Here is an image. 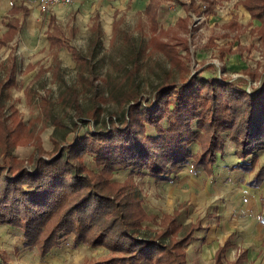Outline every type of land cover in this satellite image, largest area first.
Segmentation results:
<instances>
[{
    "label": "rangeland",
    "instance_id": "374dc122",
    "mask_svg": "<svg viewBox=\"0 0 264 264\" xmlns=\"http://www.w3.org/2000/svg\"><path fill=\"white\" fill-rule=\"evenodd\" d=\"M17 2L3 0L1 6ZM25 2L36 12L35 23L28 24L16 43L0 47V84L8 85L0 90L2 166L32 168L36 156L50 157L61 144L72 142L86 130L113 126L123 111L127 115L133 97L138 95L137 107L132 110L136 112L139 103L154 100L160 84L195 74L240 82L251 92L264 78V29L240 9L241 0L220 2L212 8L208 0H158L153 14L145 13L149 0H71L46 12L41 10L40 0ZM52 14L57 17L52 30L60 31V43L46 35ZM182 19L187 22L183 24ZM184 39L188 40L187 49ZM12 51L17 60V82L7 83V60ZM172 53L177 55L175 60ZM148 133L155 129L148 127ZM223 136L227 142L215 166L217 176L186 166V174L168 186L134 177L142 195V215L146 216L142 230L151 234L164 230L170 215L165 212L175 208L181 211V223L209 211L220 217L226 211L234 218L241 215L242 201L237 195H243V202L253 196L246 193L245 174L224 173L225 165H233L237 159L227 133ZM197 148L195 144L193 150ZM80 160L95 167L90 174L96 179L112 177L105 181L112 192L115 184L130 175L125 168L104 173L92 166L87 155ZM263 163L264 151L259 164ZM0 249L16 264H86L117 253L105 245L75 244L70 235L41 255L39 249L24 246L19 228L1 222ZM195 252L196 248L190 249Z\"/></svg>",
    "mask_w": 264,
    "mask_h": 264
},
{
    "label": "trees",
    "instance_id": "16d2710c",
    "mask_svg": "<svg viewBox=\"0 0 264 264\" xmlns=\"http://www.w3.org/2000/svg\"><path fill=\"white\" fill-rule=\"evenodd\" d=\"M157 1L150 0L145 13L153 14ZM208 2L212 8L214 0ZM242 3L264 29V0ZM191 7L195 9L192 3ZM183 41L187 49L188 40ZM164 44L171 50L168 42ZM172 55L175 60L177 55ZM14 73L13 64L7 83L15 81ZM3 87L8 85L0 84V90ZM137 96L113 126L86 130L50 157L36 156L32 168L0 165V222L19 228L24 246L46 255L72 235L75 244L105 245L117 252L87 264H187L184 246L194 229L185 228L178 235L175 218L168 215L164 230H142L146 216L134 177L174 181L186 166L214 173L225 150V133L240 159L232 168L253 172L264 150V78L249 92L240 82L193 74L160 84L154 100L139 103L132 112ZM148 127L156 134L148 133ZM195 144L198 148L193 150ZM84 155L104 173L125 168L130 175L112 192L105 183L112 177H93L95 167L80 160ZM258 169L248 182L253 187L264 181V164ZM0 264L16 263L0 251Z\"/></svg>",
    "mask_w": 264,
    "mask_h": 264
},
{
    "label": "crops",
    "instance_id": "0c3cea01",
    "mask_svg": "<svg viewBox=\"0 0 264 264\" xmlns=\"http://www.w3.org/2000/svg\"><path fill=\"white\" fill-rule=\"evenodd\" d=\"M224 1L229 0H214L212 7H214L217 3ZM149 2L147 3V6ZM242 2L243 0H241V3L239 4V6H241L240 9H242L244 13H248V15L250 14L251 18L250 11L245 9ZM2 3L3 0H0V24L3 25V29L0 30L1 48L5 45L11 44L12 42L16 43L18 36L23 35L25 31L27 32L28 24L31 26L30 24L33 23L35 17L34 15L36 14V12L33 11L31 5L25 2V0H19V2L11 6H4V4L1 6ZM205 6L207 7L206 3ZM57 8L58 7L56 6L54 7V9ZM97 14L99 13L97 12ZM50 16L51 17L47 27L46 35L50 36L51 39L57 38V42L60 43V40L63 39L59 35L60 31L57 32L56 30L55 32V29L52 30L53 26L57 23V17L53 14ZM98 17H100V14ZM10 54H12V56L7 60L9 63L7 66V72H9L13 64L15 65L16 72L17 60L15 51H12ZM15 82H17L16 75ZM1 99L2 97L0 96V100ZM231 146L232 144L230 147ZM233 150L234 149H232V154L237 160L233 165L226 164L224 173L226 172L228 174H232V172H234L235 174H245L246 177L244 178L246 180H244L243 183L248 189L246 193L253 196L251 199L244 200L243 202V195L241 196V193L240 195H237V198L242 201L240 216L234 218L232 216L233 213L231 214L229 211H226L222 212L224 216L220 217L218 216L219 213L209 211L207 212L208 214H200V216H198L194 221H190L189 223H181L179 222V217L182 214L179 208L165 212L166 215L170 214L174 216V225H176L179 229L178 235L182 234L184 228L189 229L192 227L194 229L193 236L184 246L187 264H194L191 263V260L195 261L196 264H264V181L257 187H253L248 183L259 170L258 168L264 164H259L260 155L264 150L258 153L259 161L253 172L232 168L240 160L235 154V150ZM184 168H182L176 180L155 183H158L159 185L161 183L165 186H168L171 183L177 182L181 178ZM213 170L214 173L211 174H208L206 171L205 172L209 177H214L215 175L217 176L218 170L215 169V166ZM185 174L186 172H184V175ZM248 175L250 177H248ZM141 177H146L149 180H155L149 176ZM169 191V188L166 189L167 195L169 194ZM191 248H196L195 255L194 253H190ZM0 251L3 253L2 249H0ZM189 253L192 255L191 257H189ZM89 261L92 262V260Z\"/></svg>",
    "mask_w": 264,
    "mask_h": 264
},
{
    "label": "built area",
    "instance_id": "2783aa9c",
    "mask_svg": "<svg viewBox=\"0 0 264 264\" xmlns=\"http://www.w3.org/2000/svg\"><path fill=\"white\" fill-rule=\"evenodd\" d=\"M40 8L42 11L50 10L55 6H61V4H68L71 0H40Z\"/></svg>",
    "mask_w": 264,
    "mask_h": 264
}]
</instances>
